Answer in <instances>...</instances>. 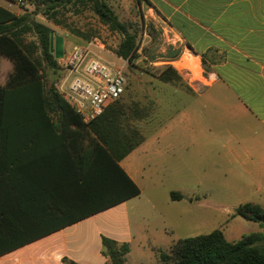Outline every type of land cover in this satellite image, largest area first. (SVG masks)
Listing matches in <instances>:
<instances>
[{
  "label": "trees",
  "instance_id": "1",
  "mask_svg": "<svg viewBox=\"0 0 264 264\" xmlns=\"http://www.w3.org/2000/svg\"><path fill=\"white\" fill-rule=\"evenodd\" d=\"M30 5L34 11L25 10L20 16L0 6V57L13 64L7 82L0 86V256L34 241L18 238L25 227L14 221L17 206L23 207L28 199L26 189L37 191L40 207L49 206L51 213L62 215L61 222L44 234L141 194L120 166L147 137L128 123L132 107L121 102L122 96L102 116L85 124L56 86L63 71L50 51V35L55 31L35 17L42 15L83 38L69 29L62 11L89 9L111 32L121 35L115 55L130 64L140 48L138 32L132 23L121 21L106 0H31ZM31 34L38 41L28 39ZM159 79L171 83L180 76L167 66ZM171 198L182 200L183 195L171 192ZM235 215L264 228V205L243 203ZM103 244L110 264L127 263L129 244L107 238ZM157 264H264V233L230 242L217 229L180 239L168 252L157 250Z\"/></svg>",
  "mask_w": 264,
  "mask_h": 264
},
{
  "label": "crops",
  "instance_id": "2",
  "mask_svg": "<svg viewBox=\"0 0 264 264\" xmlns=\"http://www.w3.org/2000/svg\"><path fill=\"white\" fill-rule=\"evenodd\" d=\"M30 1L27 0L25 6ZM138 2L139 8L146 9L148 16L160 19L161 28L170 34L171 44L189 49L194 60L204 67L206 89L196 90L192 95L206 96V170L219 172L223 178L221 182L233 186L229 190L264 194V0ZM0 6L18 16L25 13L20 8L15 10L14 6L19 7V4L10 0H0ZM43 18L45 21L39 22L56 32L57 28ZM54 37H63V55H66V37L57 33ZM79 39V43L72 44L70 38V50L74 46L88 47L91 41ZM91 52L93 57L117 68L124 66L102 58L100 55L107 52L99 47H91ZM112 56L124 61L114 54ZM1 59L13 68L6 58ZM61 78H65L64 71ZM194 101L175 110L164 123L155 127L153 134L120 161V166L141 189L140 196L44 234L61 222L62 215L60 212L51 213L49 206L40 207L36 201L37 191L26 189L24 194L28 199L23 207L17 206L14 221L25 227L19 230L17 237L34 241L2 254L0 264H110L105 255L104 238L119 245L129 244L128 255H131L137 234L132 228L129 210L143 194L141 183L145 170L144 166L138 167V158L141 160L153 145L164 139L161 134L177 128L193 129ZM141 236H144L143 232ZM157 241L148 237L138 244V248L155 251L156 264L157 250H160Z\"/></svg>",
  "mask_w": 264,
  "mask_h": 264
},
{
  "label": "rangeland",
  "instance_id": "3",
  "mask_svg": "<svg viewBox=\"0 0 264 264\" xmlns=\"http://www.w3.org/2000/svg\"><path fill=\"white\" fill-rule=\"evenodd\" d=\"M121 21L132 23L138 32L140 48L133 63L115 59V51L121 42V35L111 32L89 9L71 8L63 12V20L69 29L79 31L85 37L71 34L63 26L55 33L66 37V53L72 44L97 38L98 47L106 53L100 55L113 60L127 79V86L121 102L132 108L128 120L142 136L154 133L155 127L164 123L175 110L194 101L192 128H177L160 135L159 143L152 150L138 158V167H145L141 188L143 194L129 210L132 228L137 234L133 252L126 264H156L155 251L138 248V244L150 237L156 238L160 251L168 252L171 245L180 239L192 238L222 230L230 242L240 240L244 235L263 232L259 223L235 215L236 208L246 202L264 205V194L244 190L232 191V185L221 182L219 172L206 170V96L192 95L206 89V72L203 65L196 66L194 55L189 49H182L169 41L170 34L160 26V19L148 16L146 9L139 8L138 0H106ZM25 12H33V6H14ZM62 14V13H61ZM62 19V17L60 16ZM45 21L42 15L35 17ZM47 22V21H46ZM50 23V22H49ZM69 37V38H68ZM79 37V38H77ZM28 39L38 41L35 34ZM184 53V54H183ZM111 54V55H110ZM184 55L182 58H180ZM180 59L182 62L177 63ZM10 64L11 62L7 59ZM176 62V63H175ZM198 63V61H196ZM184 65V67L182 66ZM167 66L173 67L180 79L164 83L159 76ZM176 66V67H175ZM13 68L0 57V85H5ZM72 74L66 82L68 87L74 80ZM62 82V78L58 81ZM51 84V82H49ZM68 89V88H67ZM128 127V126H127ZM135 140L138 136H134ZM178 138L179 140H173ZM170 143H173L171 145ZM186 146L188 152L186 153ZM171 192H180L182 200L174 201ZM119 216H117L118 220ZM142 232L144 236H141Z\"/></svg>",
  "mask_w": 264,
  "mask_h": 264
},
{
  "label": "built area",
  "instance_id": "4",
  "mask_svg": "<svg viewBox=\"0 0 264 264\" xmlns=\"http://www.w3.org/2000/svg\"><path fill=\"white\" fill-rule=\"evenodd\" d=\"M16 2L23 6L27 4V0ZM91 47H98L97 38H93L88 47L74 46L59 59V67L65 72V78L56 84L59 93L85 124L102 116L108 106L123 96L127 86L121 68L93 57ZM180 62L182 59L177 63ZM72 74L75 78L66 87Z\"/></svg>",
  "mask_w": 264,
  "mask_h": 264
},
{
  "label": "water",
  "instance_id": "5",
  "mask_svg": "<svg viewBox=\"0 0 264 264\" xmlns=\"http://www.w3.org/2000/svg\"><path fill=\"white\" fill-rule=\"evenodd\" d=\"M63 37H54V33L50 35V51L56 59H61L64 54Z\"/></svg>",
  "mask_w": 264,
  "mask_h": 264
},
{
  "label": "bare ground",
  "instance_id": "6",
  "mask_svg": "<svg viewBox=\"0 0 264 264\" xmlns=\"http://www.w3.org/2000/svg\"><path fill=\"white\" fill-rule=\"evenodd\" d=\"M194 62H195V64H196V66L199 65V62H198V63H196V61H194ZM182 66L184 67V65H182Z\"/></svg>",
  "mask_w": 264,
  "mask_h": 264
}]
</instances>
